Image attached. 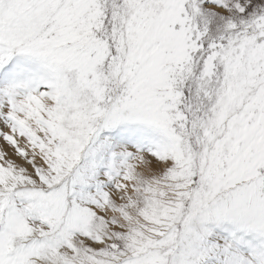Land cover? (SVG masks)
Here are the masks:
<instances>
[{
	"label": "snow or ice",
	"instance_id": "snow-or-ice-1",
	"mask_svg": "<svg viewBox=\"0 0 264 264\" xmlns=\"http://www.w3.org/2000/svg\"><path fill=\"white\" fill-rule=\"evenodd\" d=\"M0 141V264H264V0H0Z\"/></svg>",
	"mask_w": 264,
	"mask_h": 264
},
{
	"label": "rangeland",
	"instance_id": "rangeland-1",
	"mask_svg": "<svg viewBox=\"0 0 264 264\" xmlns=\"http://www.w3.org/2000/svg\"><path fill=\"white\" fill-rule=\"evenodd\" d=\"M0 143H3V141L2 142L0 141ZM8 150H9V152H11V149H8Z\"/></svg>",
	"mask_w": 264,
	"mask_h": 264
},
{
	"label": "bare ground",
	"instance_id": "bare-ground-1",
	"mask_svg": "<svg viewBox=\"0 0 264 264\" xmlns=\"http://www.w3.org/2000/svg\"><path fill=\"white\" fill-rule=\"evenodd\" d=\"M2 142V141H1Z\"/></svg>",
	"mask_w": 264,
	"mask_h": 264
}]
</instances>
